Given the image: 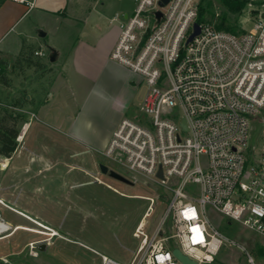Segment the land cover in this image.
Instances as JSON below:
<instances>
[{"label":"built area","instance_id":"2783aa9c","mask_svg":"<svg viewBox=\"0 0 264 264\" xmlns=\"http://www.w3.org/2000/svg\"><path fill=\"white\" fill-rule=\"evenodd\" d=\"M160 1L134 0L111 53L143 77L147 91L137 118L119 123L102 154L162 189L135 196L148 205L127 264H184L177 249L196 264H217L226 246L255 264L210 212L264 237V135L250 144L251 123L264 130V11L236 35L199 24L198 0ZM195 23L200 33L189 41ZM83 246L102 264H124Z\"/></svg>","mask_w":264,"mask_h":264},{"label":"rangeland","instance_id":"374dc122","mask_svg":"<svg viewBox=\"0 0 264 264\" xmlns=\"http://www.w3.org/2000/svg\"><path fill=\"white\" fill-rule=\"evenodd\" d=\"M247 1L249 3L240 14H230L237 19L236 35L250 31L254 27L255 11H264V0ZM102 3L111 13V18L118 16L116 24L123 19L119 14L130 11L134 6V0H102ZM207 5L216 15L212 23L215 27L227 8L221 0H205L204 6ZM32 15L27 14L28 19ZM19 30L18 26L14 27L5 38L6 43L12 41ZM46 50L43 57L36 56L32 49L28 50V54L33 53L34 61L45 63L39 67H28L24 61L17 67L15 62L8 69L9 85L0 83V119L5 114L18 119L20 135L15 162L28 158L30 165L29 169L18 170L15 174L18 182L9 184L8 191L3 192L1 220L10 223L11 228L0 234V264H102L101 258L83 245L127 264L137 247L133 236L135 227L148 205L135 196H156L162 189L149 178L132 173L105 157L102 152L106 148L102 151L90 149L72 156L73 151L86 148L67 136L61 127L47 125L40 122V117H35L34 112L42 103L41 95L54 73V63L50 61L53 49ZM14 54L13 45L7 54L10 62ZM134 78V83L120 89L117 103L126 105L121 115L123 118H137L146 95L143 77L135 74ZM107 114L99 124L102 133L115 121L118 109L114 116L111 111ZM250 135V144L259 146L264 135L263 126L252 122ZM4 160L0 156V168L3 167L1 163L6 162ZM100 163L134 184L102 175ZM69 164L76 166L70 173ZM210 217L222 233L245 247L255 259V264H264V237L216 212H210ZM22 226L42 233L18 229ZM33 244L36 248H32ZM43 245L45 247L41 249ZM217 264H248L247 255L240 248L226 246Z\"/></svg>","mask_w":264,"mask_h":264},{"label":"crops","instance_id":"0c3cea01","mask_svg":"<svg viewBox=\"0 0 264 264\" xmlns=\"http://www.w3.org/2000/svg\"><path fill=\"white\" fill-rule=\"evenodd\" d=\"M0 1V58L7 64V73L24 50L47 52V48L57 54L52 62L53 77L41 95L42 103L35 110V117L47 125L61 127L67 136L86 148L73 151L72 156L90 149H105L119 123L129 118L121 116L126 105L117 102L121 87L134 83L135 73L114 62L111 53L120 36L121 22L133 8L122 11L119 15L123 19L116 24L118 16L111 18L102 0H33L32 7L19 0ZM27 14L33 15L28 19ZM17 26L18 34L6 43L5 38ZM13 45L15 54L10 62L7 54ZM117 109V118L102 133L99 124L109 111L114 116ZM17 151L18 148L10 158L0 155L6 161L0 168V200L8 185L18 182V170L29 169L28 158L15 162ZM75 167L69 164L68 173Z\"/></svg>","mask_w":264,"mask_h":264},{"label":"trees","instance_id":"16d2710c","mask_svg":"<svg viewBox=\"0 0 264 264\" xmlns=\"http://www.w3.org/2000/svg\"><path fill=\"white\" fill-rule=\"evenodd\" d=\"M204 1L199 3V12L197 22L199 24H211L216 19V15L211 11L209 5L204 6ZM227 12L217 21L215 28L221 31L236 34L237 19L232 18L231 15H238L242 12L245 6L249 3L247 0H221ZM231 14V15H230ZM234 19V20H233ZM33 54V53H32ZM23 51L16 60V66L20 63L26 62L28 67H39L41 63L34 61L33 55ZM9 77L7 75V64L0 58V83L4 86L9 85ZM18 119L12 114H5L0 119V155L5 158H10L18 148V137L20 132L17 128Z\"/></svg>","mask_w":264,"mask_h":264},{"label":"water","instance_id":"95a60500","mask_svg":"<svg viewBox=\"0 0 264 264\" xmlns=\"http://www.w3.org/2000/svg\"><path fill=\"white\" fill-rule=\"evenodd\" d=\"M169 2V0H161L159 5L161 7H164L167 5V3ZM157 18H160L162 16V13L160 11H158L156 13ZM200 33V25L198 23L194 24V33L191 35V37L189 38V41H192L193 38L198 35ZM56 51L53 50L51 56H50V61L51 62H55L56 61ZM183 127L185 130H187V125H186V121H183ZM99 169L101 171L102 175L105 176H109L115 180L121 181L123 183L129 184V185H133L134 183L129 180L128 178H126L125 176L121 175L120 173L111 170L107 165L100 163L99 164ZM160 177H162V172H160L159 174ZM44 245L41 247V249H44ZM175 255L184 263V264H196L195 262L191 261L187 256H184L180 250H175Z\"/></svg>","mask_w":264,"mask_h":264},{"label":"bare ground","instance_id":"6f19581e","mask_svg":"<svg viewBox=\"0 0 264 264\" xmlns=\"http://www.w3.org/2000/svg\"><path fill=\"white\" fill-rule=\"evenodd\" d=\"M19 1H21L23 3H28L27 0H19ZM0 202H2V201L0 200ZM10 228L11 227L8 223H6L0 219V234H3L5 232L9 231ZM18 229H23L26 231H31V232H36V233H42V232H38L39 230H35V229L29 228V227H24V226L19 227ZM54 235H56V233H54Z\"/></svg>","mask_w":264,"mask_h":264}]
</instances>
